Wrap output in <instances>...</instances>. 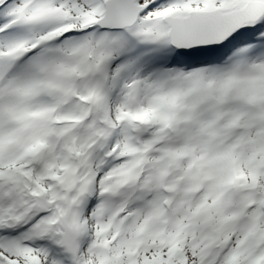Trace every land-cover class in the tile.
Returning a JSON list of instances; mask_svg holds the SVG:
<instances>
[{
	"label": "snow or ice",
	"instance_id": "6c2138e0",
	"mask_svg": "<svg viewBox=\"0 0 264 264\" xmlns=\"http://www.w3.org/2000/svg\"><path fill=\"white\" fill-rule=\"evenodd\" d=\"M0 264H264V0H0Z\"/></svg>",
	"mask_w": 264,
	"mask_h": 264
}]
</instances>
